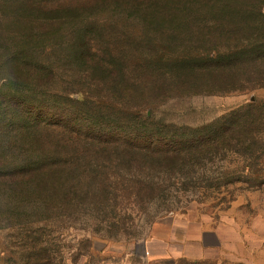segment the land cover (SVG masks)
Here are the masks:
<instances>
[{
    "label": "rangeland",
    "instance_id": "rangeland-1",
    "mask_svg": "<svg viewBox=\"0 0 264 264\" xmlns=\"http://www.w3.org/2000/svg\"><path fill=\"white\" fill-rule=\"evenodd\" d=\"M158 1L171 5L64 28L41 56L56 77L35 90L47 118L154 142L159 158L101 159L64 140L79 164L58 203L0 196V264H122L176 214L240 229L239 251L206 264H264V0Z\"/></svg>",
    "mask_w": 264,
    "mask_h": 264
},
{
    "label": "trees",
    "instance_id": "trees-1",
    "mask_svg": "<svg viewBox=\"0 0 264 264\" xmlns=\"http://www.w3.org/2000/svg\"><path fill=\"white\" fill-rule=\"evenodd\" d=\"M169 4L158 0H0V79H9L17 87V93L8 86L0 88L1 197L9 192L17 200L58 203L64 175L74 178L79 164L76 158H62L64 140L73 146L69 152L82 144L83 152L91 151L101 159L131 163L137 158L150 162L159 158L154 142L142 144L124 134L115 136L119 130L107 135L101 127L83 122L64 126L62 113L47 118L51 110L43 111L35 89L56 77L55 65L41 58L45 46L56 44L63 29L81 22L86 14L132 7L133 14L140 16L143 9ZM20 87L31 99H21ZM78 192L68 190L65 199L72 200Z\"/></svg>",
    "mask_w": 264,
    "mask_h": 264
},
{
    "label": "crops",
    "instance_id": "crops-1",
    "mask_svg": "<svg viewBox=\"0 0 264 264\" xmlns=\"http://www.w3.org/2000/svg\"><path fill=\"white\" fill-rule=\"evenodd\" d=\"M240 229L188 214L169 215L154 223L127 261L133 264H206L217 256L238 252Z\"/></svg>",
    "mask_w": 264,
    "mask_h": 264
},
{
    "label": "built area",
    "instance_id": "built-area-1",
    "mask_svg": "<svg viewBox=\"0 0 264 264\" xmlns=\"http://www.w3.org/2000/svg\"><path fill=\"white\" fill-rule=\"evenodd\" d=\"M122 264H133V263H131V262H124V263H122Z\"/></svg>",
    "mask_w": 264,
    "mask_h": 264
}]
</instances>
